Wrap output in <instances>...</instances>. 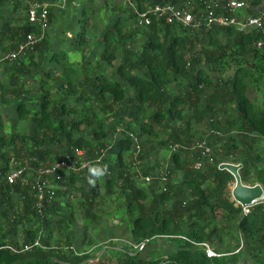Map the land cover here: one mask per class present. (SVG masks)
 <instances>
[{"label":"trees","instance_id":"trees-1","mask_svg":"<svg viewBox=\"0 0 264 264\" xmlns=\"http://www.w3.org/2000/svg\"><path fill=\"white\" fill-rule=\"evenodd\" d=\"M165 1L182 0H101L98 14L85 0H66L76 4L77 15L64 27V39L53 42L46 33L39 36L41 23L29 21V4L0 0V51L16 52L0 62H11L7 80L0 79V102L14 119L31 125L29 132L5 134L0 111V264H91L85 252L71 249L72 240L63 244L52 235L70 227L73 213L64 211L66 193L78 190L79 205L89 215L101 187L106 195L121 192L133 243L148 241L147 251L124 252L119 262L99 264H264V200L245 213L231 197L234 176L218 167L227 159L241 162L239 172L246 182L260 159L246 151L256 137L264 138V105L259 108L248 95L250 86L264 94V43L255 46L263 35L256 28H187L153 14L147 26H135L146 5ZM262 1L248 0L247 10L262 16L264 24V11L258 10ZM48 11L47 24L54 25L58 16L53 4ZM106 11L109 16L104 17ZM27 33L40 39L18 52ZM249 54L261 56L259 70ZM52 65L58 69L51 70ZM97 113L102 116L96 118ZM205 118L209 128L220 132L217 139H223L221 157L213 154V161L204 159L196 168L199 152L190 157L180 149L164 168L165 181L158 176L162 166L156 161L141 167L144 175H153V182L138 180L131 162L149 159L160 133L167 135L160 143L169 150L171 142L185 144L191 126ZM132 134L139 137L137 153ZM76 148L85 151V167L41 174L39 168L58 160L73 159L79 165ZM96 161L106 164L109 174L92 188L86 166ZM21 167L26 180L9 183L8 172ZM31 168L33 177L27 176ZM255 169L251 183L264 185V167ZM37 174L46 185L50 180L60 185L41 206L33 189ZM232 235L243 244L225 250V237ZM159 236L170 245L154 252L150 248ZM202 241L222 254L208 256L196 244Z\"/></svg>","mask_w":264,"mask_h":264},{"label":"rangeland","instance_id":"rangeland-1","mask_svg":"<svg viewBox=\"0 0 264 264\" xmlns=\"http://www.w3.org/2000/svg\"><path fill=\"white\" fill-rule=\"evenodd\" d=\"M22 1V4H29L33 0H20ZM78 0H76L77 2ZM87 4L92 6L94 8V11L98 14L100 8H101V0H85ZM121 2H124V0H120ZM248 1V0H247ZM49 5L53 4V11L58 16L57 21L54 25L45 24L44 27L41 29L40 37L44 35L45 33L49 35V39L53 42H56V40L64 39V27H66V24L70 22L71 17H75L77 15L73 13L74 6L76 4H67L66 0H58L53 3L51 2H45ZM107 3H109L107 1ZM259 11H264V0L262 1L261 6L258 9ZM79 14V13H78ZM109 16V12H104V17ZM99 26H102V22H99ZM76 27L79 28L78 23H76ZM66 49H69L67 43H65ZM6 51H0V62L2 59L4 60V54ZM120 54V53H119ZM120 55H118V61L120 60ZM249 58L248 60L253 63L255 62L256 69H260V62L262 61V58L260 55H256L254 57H251V55H247ZM253 58V59H252ZM224 62H220V66H222ZM227 62L226 67L230 66ZM228 65V66H227ZM11 69V62L8 63H0V79L1 80H7L5 73L7 69ZM51 70H57L58 67L56 65H52L50 67ZM213 73V72H212ZM217 74V72H216ZM29 81V79H26ZM31 84L30 82H28ZM33 85V84H32ZM209 88H206L205 91L207 92ZM248 95L252 97L256 103V105L261 108L264 105V94L258 92L256 89H254L252 86L248 88ZM32 105L31 103H29ZM0 111L4 113L5 115V128L4 132L5 134H9L10 132H29L31 129V125L28 124V122L25 120H16L13 118L11 111H9V108L6 106L5 103L0 102ZM102 116V113H97L96 118H99ZM207 118L203 119L201 122H198L197 124H194L191 126V130L187 134V139L185 140V144L188 148H191L189 150H184L183 153L189 154L190 157L192 156L191 153L195 150L192 149V146L197 144V141L206 140L212 148V153L216 157H221V150H220V144L223 141L217 139V134L211 133L210 129L208 127ZM235 128V127H234ZM216 130V129H214ZM233 131H226V134H221V137H228L230 133ZM137 136V135H135ZM138 137V136H137ZM167 135L165 133H160L159 137L154 142L155 149L152 151V156L148 159L145 158L143 160L136 161V164H133L131 162V168L134 170L135 173H137L138 180L141 181L143 176H145L142 171L141 167H145L148 164H154V161H156L160 168L162 166V169H164L170 164V157H169V150L160 143V140L165 139ZM139 140V137H138ZM246 152H249L252 154L253 158L255 159L257 156H260L259 160H255L254 166L251 167V173L249 176V179L244 182L245 184H254L251 182H254L256 179L257 171L255 169V166L264 167V138L262 137H256L251 143L250 147H247ZM193 154V153H192ZM193 158V157H192ZM194 159V158H193ZM226 161H231L227 159ZM235 163H241V162H235ZM28 165V163H27ZM14 164L11 165L13 167ZM29 167V166H28ZM33 167V166H32ZM41 170V174L45 169L39 168ZM159 169V170H162ZM241 169V168H240ZM239 169V171H240ZM46 172V171H45ZM35 170L31 168L29 172L27 173V176L33 177L35 174ZM37 174V180H40L42 176ZM149 174V173H148ZM178 177V174H177ZM143 180V179H142ZM36 182V181H35ZM80 181H78V184ZM145 184V181L143 182ZM259 183V182H258ZM147 185V184H145ZM49 187L54 190L57 187H60L56 182L49 183ZM104 189L101 187L99 189V195L96 197L95 203L92 206L91 213L89 215H86L85 209L83 206L79 205V202L82 200V195L78 190H71L68 193H66V196L63 198V202L65 205V212L67 214L73 213L71 216V224L70 227L65 229L62 232H55L52 235V240L54 241L57 239L60 242L64 244V241L72 240L73 246L71 249H73L75 252H85L88 255L87 261L91 264H99V263H116L119 262L123 256L124 252H129L130 254L136 251V249L133 248V240L130 234V227L132 225V222L130 218L128 217V213L126 210L125 202L123 201L122 194L119 190H115L113 194H105L103 193ZM16 198V197H15ZM235 234V230L233 232ZM19 240H21V237L18 235ZM168 238L164 236H159L155 239V244L152 245L150 250L154 252H158V247L160 248H169L170 243L167 240ZM243 244L242 238L239 239L238 236L232 235L231 237L226 236L225 241L222 244V247L225 250H231L234 249L236 246H241ZM145 248V247H144ZM149 250V249H148ZM162 250V249H161ZM143 251H147V248H145ZM222 254V253H220Z\"/></svg>","mask_w":264,"mask_h":264},{"label":"built area","instance_id":"built-area-1","mask_svg":"<svg viewBox=\"0 0 264 264\" xmlns=\"http://www.w3.org/2000/svg\"><path fill=\"white\" fill-rule=\"evenodd\" d=\"M248 2L246 0H182L178 2H163V3H153L150 5H146V9L139 12L137 16V20L135 22V26L144 27L147 26L151 17L150 14L155 15L158 18H165L167 22H176L177 24L193 29H199L201 26L210 27V26H234L238 30H246V29H260L262 33V37L259 38L255 44L257 48L261 47L264 43V24L263 18L259 15H253L248 12L247 8L249 7ZM48 4L45 2L32 1L28 5V18L30 22H39L44 27L47 24L48 19ZM40 39V37L34 33H27L26 39L20 43L18 52H24L27 48H32L35 43ZM16 56V52H8L5 54V58L12 59ZM211 133H215L220 135L218 130L210 129ZM133 135L134 139V147L136 148L135 153L139 151V140L138 137ZM189 150L185 144H181L179 142H171L169 145V157L172 152L177 150ZM192 149L199 152L200 156L194 160V167L199 168L203 165L204 159H208L209 161H213V153L212 148L207 144L206 140L197 141V144L192 146ZM103 152V150H101ZM74 153L78 157V159H83L85 155V151L80 148L74 149ZM194 153V152H192ZM191 153V155H192ZM136 156V155H135ZM138 161L135 159L133 164H136ZM139 162V161H138ZM77 161L71 159L70 161L66 160H58L56 161L50 168H46V172L56 171L58 168H83L86 165V161L81 160L79 165L76 164ZM166 167L167 164H166ZM165 167V168H166ZM25 171V167L15 168L8 172L6 175V179L9 183H14L16 180L21 179L25 181V177L23 175ZM165 170H157L158 176L161 181H165L167 179V175L165 174ZM143 182L145 184L150 185L153 182V175L151 173L146 174L142 177ZM263 187V195L257 201L264 200V185ZM165 188L164 186L162 187ZM33 189L36 190L35 197L37 199L36 204L41 206L42 200L44 198H51L53 196V192L49 185H46L40 180H37L33 185ZM256 201V202H257ZM255 203V202H254ZM253 204V203H252ZM251 205V204H250ZM242 206L243 211L245 213L249 212V206ZM184 237V236H183ZM186 238V237H185ZM146 241L145 239L139 243H134L133 248L136 250H142L145 247ZM194 242V241H193ZM38 243L37 241L35 242ZM195 243V242H194ZM199 246H201L208 256L220 255V253L216 252L215 249L206 241L196 242ZM27 247V246H25Z\"/></svg>","mask_w":264,"mask_h":264},{"label":"water","instance_id":"water-1","mask_svg":"<svg viewBox=\"0 0 264 264\" xmlns=\"http://www.w3.org/2000/svg\"><path fill=\"white\" fill-rule=\"evenodd\" d=\"M218 167L220 169H226L234 176V183L231 187V197L241 206L250 205L262 197L263 187L261 183L245 184L242 181L239 172L242 163L222 161L219 163Z\"/></svg>","mask_w":264,"mask_h":264},{"label":"clouds","instance_id":"clouds-1","mask_svg":"<svg viewBox=\"0 0 264 264\" xmlns=\"http://www.w3.org/2000/svg\"><path fill=\"white\" fill-rule=\"evenodd\" d=\"M87 183L94 188L97 181L109 174V169L106 164H101L99 161L89 163L87 166Z\"/></svg>","mask_w":264,"mask_h":264}]
</instances>
